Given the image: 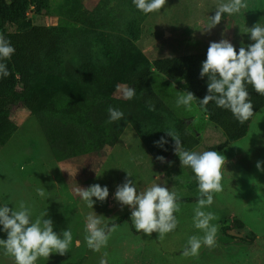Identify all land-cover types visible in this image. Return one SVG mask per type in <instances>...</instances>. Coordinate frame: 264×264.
Listing matches in <instances>:
<instances>
[{
    "label": "rangeland",
    "instance_id": "374dc122",
    "mask_svg": "<svg viewBox=\"0 0 264 264\" xmlns=\"http://www.w3.org/2000/svg\"><path fill=\"white\" fill-rule=\"evenodd\" d=\"M220 2L167 0L161 10L145 14L133 0H28L25 17L61 37L56 53L30 81V91L56 109L7 106L8 120L0 121V206L16 208L23 201L32 209L33 219L47 212L44 218L53 220L54 231L70 229L73 234L65 255L53 253L36 264H99L105 252L108 264H264V171L256 167L258 161L264 162V106L251 118L244 137L215 149L225 140L221 129L196 101L189 107L177 106L178 95L186 91L183 81L173 92L167 90V111L144 106L141 95L148 89L124 82L126 73L153 69L156 58L207 55L210 42L221 39L235 47L253 43L246 32L257 23L264 26V0H246L247 8L231 17L225 14L207 32ZM104 45L114 52L113 63L102 50ZM129 87L136 93L130 100L124 97ZM156 92L162 94L161 89ZM71 100L80 102L75 113L65 110ZM109 106L122 111L123 119L109 123ZM180 120L200 137L190 151H218L227 158L223 190L214 193L213 204L204 209L217 217L211 221L218 228L215 246H202L198 255L189 257L182 255L189 238L204 233L193 222L198 181L190 167H182L175 141L167 133L179 135ZM162 137L167 143L160 146L156 142ZM126 179L138 191L160 184L178 194L179 223L174 231L163 239L156 232L148 236L136 231L132 208L115 199L117 187ZM94 184L107 186L109 197L104 202L94 197L89 208L77 189ZM37 188H43L46 196L40 197ZM90 213L120 226L100 252L89 249L85 241ZM0 239H7L2 225ZM3 253L0 247V264H15Z\"/></svg>",
    "mask_w": 264,
    "mask_h": 264
},
{
    "label": "clouds",
    "instance_id": "9594fccd",
    "mask_svg": "<svg viewBox=\"0 0 264 264\" xmlns=\"http://www.w3.org/2000/svg\"><path fill=\"white\" fill-rule=\"evenodd\" d=\"M136 8L145 14L161 10L167 0H133ZM248 7L246 0H221L216 6L215 14L210 17L207 32L219 25L227 14L241 12ZM253 43L247 47H236L227 39L219 42H210L207 49L206 60L202 62L201 78L207 77L208 94L199 103L207 106L209 102H215L217 107L230 110L241 124L248 121L254 115V107L247 89L251 85L255 91L264 95V26L260 23L248 28ZM15 53L11 42L0 34V79L8 77L10 72L2 61L8 60ZM135 89L129 87L124 90V97L132 99ZM198 100L191 91H185L177 97V106L189 107L193 101ZM150 110H155V105H149ZM109 123L123 119L124 113L119 109L109 106ZM174 141V151L179 156L181 165L190 167L198 181L200 196L194 207V227L203 231V236L193 235L189 238L182 255L184 257L196 256L202 246L214 247L218 228L211 224L217 219L214 213L204 211L214 202V193L223 190V172L227 158L218 151L185 150L181 138L174 132H167ZM162 146L167 143L163 137L156 142ZM161 162L165 157L160 156ZM256 167L264 171V162H257ZM128 176L131 175L128 173ZM40 197H45L43 188L36 189ZM77 193L87 207L93 208L96 200L104 202L109 197L107 186L100 184L91 185L88 188H78ZM96 198L94 200L93 198ZM115 199L121 204L132 208L131 220L137 232H143L151 236L159 233V238L174 231L178 226L175 213L180 211L179 196L166 186L153 184L143 191H138L131 179H126L117 187ZM47 212L41 213L33 219L32 209L21 201L18 207H9L7 204L0 206V225L7 233V239H0V247L5 256L14 258L15 264H36L39 258L49 259L53 253L61 256L69 251L73 243V234L70 229L60 233L54 231L53 220ZM119 225H109L103 216L90 213L85 225V241L87 247L95 252H100L107 246L110 236L119 229ZM77 246L79 241H76ZM108 253L105 252L99 264H108Z\"/></svg>",
    "mask_w": 264,
    "mask_h": 264
},
{
    "label": "trees",
    "instance_id": "16d2710c",
    "mask_svg": "<svg viewBox=\"0 0 264 264\" xmlns=\"http://www.w3.org/2000/svg\"><path fill=\"white\" fill-rule=\"evenodd\" d=\"M27 3L28 0H0V34L15 48L11 58L2 61L10 72L8 77L0 79V121L3 122L8 120V105H18L30 111L56 109L51 101H45L30 91V81L33 73L42 72L45 61L56 53L61 37L52 28L32 24L24 13ZM7 26H13L14 30H6ZM104 43L110 46L109 42ZM109 46L102 50L109 62L113 63L115 54ZM239 48L236 47L237 51ZM206 56L204 52H195L156 58L152 61L153 69L142 67L126 73L124 82L133 88L148 89L141 95L144 106L150 108L151 103L155 105V110L167 111L168 105L165 100L166 93L169 92L167 90L173 92L175 84L183 81L186 91H191L197 97L196 103L200 111L223 132L225 140L214 147L220 149L229 141L244 137L253 116L241 124L230 110L217 107L215 102H209L206 107L199 103V100L208 94V78L200 76L202 62L206 60ZM108 69L111 70V67L108 66ZM157 88L162 90L161 95L156 92ZM247 89L255 114L264 106V95L258 94L251 85H247ZM79 109L78 100L69 101L65 107L69 113H75ZM176 127L185 150H190L199 143L200 137L189 131L184 120H180Z\"/></svg>",
    "mask_w": 264,
    "mask_h": 264
}]
</instances>
